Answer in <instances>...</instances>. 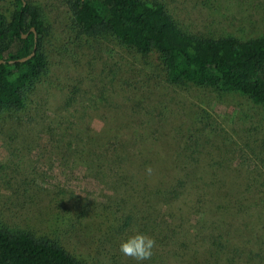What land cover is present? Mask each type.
Instances as JSON below:
<instances>
[{"label": "rangeland", "instance_id": "1", "mask_svg": "<svg viewBox=\"0 0 264 264\" xmlns=\"http://www.w3.org/2000/svg\"><path fill=\"white\" fill-rule=\"evenodd\" d=\"M33 1L50 24L49 67L23 111L0 116V218L90 264H138L119 251L137 232L156 241L139 264H264L260 107L170 86L152 58L110 37L72 38L63 0ZM158 1L186 32L264 34V0ZM144 156L154 175L165 174L162 158L172 174L185 163L210 188L194 202L144 191Z\"/></svg>", "mask_w": 264, "mask_h": 264}, {"label": "trees", "instance_id": "2", "mask_svg": "<svg viewBox=\"0 0 264 264\" xmlns=\"http://www.w3.org/2000/svg\"><path fill=\"white\" fill-rule=\"evenodd\" d=\"M63 4L72 38L110 37L128 53L142 59L152 58L170 86L193 85L218 95H239L264 112V34L240 39L230 34L186 32L158 0H63ZM31 27L36 33L33 55L22 62L9 63L8 60L31 52L34 44ZM49 31L48 17L39 3L0 0V59L4 61L0 63V116L23 111L28 95L47 74L49 62L44 40ZM261 140L264 141V115ZM86 154L91 155V151ZM144 157L139 164L147 174L142 179L144 191L162 190L165 199L172 195L175 200L189 198L194 202L193 199H199L200 190L210 188L201 174L192 178L185 163L172 174L169 172L173 171L172 166L159 158L165 174L161 177L159 172L149 174L150 164L157 161ZM53 216L58 220L57 212ZM130 218L125 216L116 231L126 232ZM218 252L212 253L215 259ZM0 264L90 263L75 258L56 240L12 226L0 218Z\"/></svg>", "mask_w": 264, "mask_h": 264}, {"label": "clouds", "instance_id": "3", "mask_svg": "<svg viewBox=\"0 0 264 264\" xmlns=\"http://www.w3.org/2000/svg\"><path fill=\"white\" fill-rule=\"evenodd\" d=\"M147 171L151 173L150 168ZM155 247L156 241L153 237L137 232L120 243L119 251L123 256L134 259L139 264L151 259Z\"/></svg>", "mask_w": 264, "mask_h": 264}, {"label": "water", "instance_id": "4", "mask_svg": "<svg viewBox=\"0 0 264 264\" xmlns=\"http://www.w3.org/2000/svg\"><path fill=\"white\" fill-rule=\"evenodd\" d=\"M29 32L32 33V37H33V41H34V44H33L31 52L28 55H25L24 57H21V58L15 59V60H8L9 63L22 62V61L26 60L27 58H29V57H31L33 55L34 49H35L36 33H35L34 28H32V27L29 29ZM27 34H28V32H26L25 34H22L21 36L25 37ZM3 62L4 61L2 59H0V63H3Z\"/></svg>", "mask_w": 264, "mask_h": 264}]
</instances>
